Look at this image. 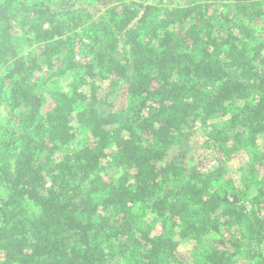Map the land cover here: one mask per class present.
<instances>
[{
	"label": "trees",
	"instance_id": "obj_1",
	"mask_svg": "<svg viewBox=\"0 0 264 264\" xmlns=\"http://www.w3.org/2000/svg\"><path fill=\"white\" fill-rule=\"evenodd\" d=\"M0 264H264V0H0Z\"/></svg>",
	"mask_w": 264,
	"mask_h": 264
},
{
	"label": "rangeland",
	"instance_id": "obj_2",
	"mask_svg": "<svg viewBox=\"0 0 264 264\" xmlns=\"http://www.w3.org/2000/svg\"><path fill=\"white\" fill-rule=\"evenodd\" d=\"M199 132L200 131H198L197 134L192 139V145L193 146H192V150L190 152V156L192 157V159L195 158V160H197V158L200 154V151H201V147H200L201 145H200V141H199V137H200L201 132L200 133ZM215 162H217V161H215ZM236 163L232 165L234 168L237 167Z\"/></svg>",
	"mask_w": 264,
	"mask_h": 264
}]
</instances>
